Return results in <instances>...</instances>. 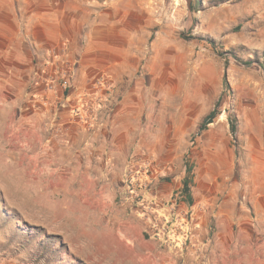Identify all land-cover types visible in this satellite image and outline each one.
Listing matches in <instances>:
<instances>
[{"label":"rangeland","instance_id":"obj_1","mask_svg":"<svg viewBox=\"0 0 264 264\" xmlns=\"http://www.w3.org/2000/svg\"><path fill=\"white\" fill-rule=\"evenodd\" d=\"M140 1L136 85L0 90V264H264V0Z\"/></svg>","mask_w":264,"mask_h":264},{"label":"crops","instance_id":"obj_2","mask_svg":"<svg viewBox=\"0 0 264 264\" xmlns=\"http://www.w3.org/2000/svg\"><path fill=\"white\" fill-rule=\"evenodd\" d=\"M114 2L111 10L107 0H0V90H13L17 101L51 111L77 101L86 82L94 89L98 74L107 76V85H132L133 72L147 55L142 12L147 3ZM68 71L77 88L70 98L61 90ZM46 116L56 122L55 114ZM58 116L63 129L67 115Z\"/></svg>","mask_w":264,"mask_h":264},{"label":"trees","instance_id":"obj_3","mask_svg":"<svg viewBox=\"0 0 264 264\" xmlns=\"http://www.w3.org/2000/svg\"><path fill=\"white\" fill-rule=\"evenodd\" d=\"M249 63V62H248ZM223 84L225 86V89L229 88V84L228 81L226 79V76H224L223 78ZM218 106H219V100L214 104V107L211 111H209L204 118L202 119L200 125H199V132H202L204 130H206L207 126L211 123L214 122L215 118L219 115V111H218ZM229 120H230V130L231 133H235V121H236V117L235 116H231L228 115ZM184 167H185V175L181 181V194L182 197L184 198V203L187 206H192L193 204V196L191 193V184H192V180H193V168L194 165L193 163L189 162L188 159H184Z\"/></svg>","mask_w":264,"mask_h":264},{"label":"built area","instance_id":"obj_4","mask_svg":"<svg viewBox=\"0 0 264 264\" xmlns=\"http://www.w3.org/2000/svg\"><path fill=\"white\" fill-rule=\"evenodd\" d=\"M62 76L63 77L61 78V87L65 89L69 85L68 84L69 74L67 72L66 74H63ZM94 86H95V88H99V87H107L108 85H107V83H106V81L104 79H97V80L94 81ZM74 115L80 120H84L85 119L83 114L79 110H75L74 111Z\"/></svg>","mask_w":264,"mask_h":264}]
</instances>
